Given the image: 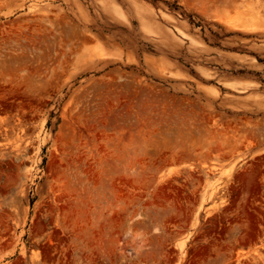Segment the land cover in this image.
I'll list each match as a JSON object with an SVG mask.
<instances>
[{
	"label": "rangeland",
	"instance_id": "rangeland-1",
	"mask_svg": "<svg viewBox=\"0 0 264 264\" xmlns=\"http://www.w3.org/2000/svg\"><path fill=\"white\" fill-rule=\"evenodd\" d=\"M0 264H264V0H0Z\"/></svg>",
	"mask_w": 264,
	"mask_h": 264
}]
</instances>
